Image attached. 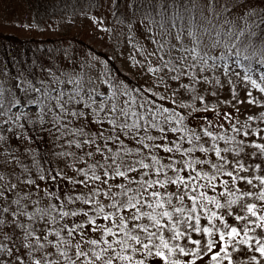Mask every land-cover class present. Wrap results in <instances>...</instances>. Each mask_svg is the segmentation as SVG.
Masks as SVG:
<instances>
[{
  "label": "trees",
  "instance_id": "obj_1",
  "mask_svg": "<svg viewBox=\"0 0 264 264\" xmlns=\"http://www.w3.org/2000/svg\"><path fill=\"white\" fill-rule=\"evenodd\" d=\"M90 1L92 5H96L99 0H21L29 9L33 18L37 21L46 20L52 22L64 21L80 13L83 9L89 8L87 5ZM232 1V4L225 3V7L220 8L218 12L219 26L216 32H212L211 28L205 30L204 24H201L204 16L202 12L207 8L206 0H114V11L115 16L124 14L122 10H124L127 3V8L129 7V13L133 18L147 20L152 23L157 33L152 34V39L150 36L149 38L153 47L160 53L156 54L157 59H160L161 55H165V57L169 55L170 51L174 50L179 44L182 45L183 43H187L190 45L192 42L196 43V40H199L201 44V37H205V39L208 40V45L216 39H227V41L231 43L230 49L234 58L236 59L235 53L237 51L241 54L240 64L238 65L248 68L249 65H253L256 60L260 61L264 59V0ZM237 7L246 9L244 11V24L242 26L238 25L239 18H232L231 15L232 11ZM161 25H163V27ZM189 33H193V35H189ZM177 35L181 36V41L176 40ZM75 38L77 42L81 41L79 38ZM153 41H155V43ZM85 45L90 48L87 44ZM161 45H163L162 48ZM173 45H175V48H173ZM94 51L109 60L112 74L108 85L112 87L115 91L114 93H117V96L127 101L132 98V96L136 97L135 99L137 100L141 99L139 98L141 88L134 84L135 78L130 72L123 70L121 67L119 49H117L115 53L109 49H94ZM208 51L209 49H207V52ZM69 52L67 44L59 39L21 36L0 28L1 71H3L8 78L17 81L21 90L18 95V100L21 103H24L22 92L25 87H27L30 92H33L35 98V106H26L17 114L16 122L0 135V166L2 162H6L5 166L10 165L12 161L18 162V164L23 167L24 173L30 175V182L25 186V193L31 200V209L38 206L43 200L57 201L59 207L58 214L60 215L56 218L53 214H45L36 219L32 217V219L19 221L15 229L16 231L23 230L21 236L25 234L26 230L34 232L36 236H41L43 232L48 240H56L57 237H55L53 233L59 231L64 239L71 242L69 246L62 247L61 250L67 251L73 259H76L74 251L77 241L99 239L102 235L100 232H93L90 230L92 226L87 223L88 218L93 217L97 224L110 226L108 221L103 220V214L97 215V208L100 204H103L105 206V212L113 211V209L107 207L110 201L103 195L97 197L99 195L97 193L85 194L95 188L100 189L101 192L105 191L109 185L113 186V191H119V189L114 187L116 184H125L134 190L139 187L137 184H128L123 178L116 177L115 166L110 169V176L104 177L103 169L100 165L107 166L112 164V161L115 160L116 164L121 166L120 170L126 171L129 166L139 168L137 162L141 159L149 164H153V161L150 158L148 150L145 149L142 153H137L135 151L140 147V145L136 143V140L133 139L136 135L135 132H130L125 136L124 133L120 131L119 125L114 130L113 126L109 124L107 120H104L102 123H96L97 117L93 115L68 116L65 120H60L56 116L53 110L55 108L58 110L61 109L58 106V101L63 107H68V96L62 89H53L50 85L39 82L38 74L39 72L43 73L45 71L55 72L56 69H58L57 65L63 64L65 54ZM231 54H229L228 51L225 56ZM245 56L250 57V60H245ZM168 60H171V56H169ZM59 69L58 71H60ZM62 73L66 75L64 72ZM262 73H264V70ZM114 80H116V84H114ZM180 85H178V88L185 98L190 97V95L191 98L195 96L192 88L184 89ZM189 100L191 99L189 98ZM186 101L179 105L178 108L180 110H184L186 106L184 103ZM13 103L14 99L11 96L10 89L7 83L2 80L0 82V121L11 116ZM199 109L203 110V107L200 106ZM139 113L141 115H146V113ZM103 114L105 115V113ZM133 119L136 118L131 117L128 123H131ZM140 123L145 126L151 123L148 115H146V119L140 121ZM63 124L76 129L73 136L68 135L64 138L62 133H66L69 128L66 127L63 130ZM202 129L196 132V135H200L201 138L204 137L205 142H202L201 139L199 141L194 140L192 144L183 146V141H179L182 148L194 147V151L185 154L183 159L188 161L210 159L212 163H215L217 157H215L214 152L211 151L213 147L211 143L212 138L204 136ZM101 132L103 133L102 137L99 135ZM117 135H119L120 140L123 141V145L116 141L115 137ZM139 135H150L155 138L154 141L145 140V143L158 144L162 142L160 139L162 134L158 129L149 128L147 133L141 131ZM167 136L168 140L163 141V143L167 144L171 139L170 132L167 133ZM72 138L77 139L76 147H78V149L71 152L67 147L69 146L67 142ZM105 143L108 145L107 148L104 147ZM201 145L210 149V151L207 153L200 152L199 147ZM97 147L102 149V153L97 151ZM109 148L111 151H108ZM129 149L131 151L127 152ZM256 152H258V150L255 148L239 150L231 159H228L233 167L226 165L222 171H233L238 162L248 169V171H237L236 174L238 176H248L251 178L252 176L264 175V155H252V153ZM151 154L156 155L162 164L169 163V156H172L177 162L182 159L180 154L166 153L162 150L157 151L156 149H152ZM75 157L82 160L83 166L94 169L98 176L108 179V185H103L99 181L93 180L90 182L91 188H77L73 182V174L70 173ZM256 165H260L261 167L257 168ZM179 166H182V164ZM194 167L202 172L215 174V169H212L210 165H194ZM188 172H191V169H189ZM184 174L185 173H181V175ZM192 174L194 175L195 173ZM129 175H134L139 179L138 174L130 173ZM168 176H174V173L169 171ZM152 178L155 179L154 176ZM11 180L12 178L7 180L2 188L7 187L8 190L10 188L8 182ZM222 180L229 181L227 187L231 192L235 193V196L240 194V192L236 191L237 188H239L241 192L244 188H248L249 191H255L253 186H249L239 180L233 185L230 178L226 175H220L215 181V191L212 189H201V191H205L208 196L216 197L221 204H226L228 200L233 199L235 196L228 194L224 196L220 195V193L225 192V186L221 183ZM197 183H207V181L200 180ZM34 186L36 195L32 193ZM19 188L18 194L22 191L23 184L19 186ZM158 190L165 192V189ZM166 191L169 193L179 192L175 186H168ZM85 201H89V203H85ZM246 202L258 203L252 198H247ZM173 203H177V201L173 200ZM205 203H207V211L209 214L211 211H216L218 213L223 211L222 209H216L213 204L207 201H205ZM190 204V201H184V206L186 208L190 207ZM22 207L24 208L23 212H26V206L23 204ZM232 207L233 205H231L229 210H231ZM199 211L200 210H198V213ZM231 211H233L234 214H245L241 207ZM65 212L69 213V215L63 216L62 213ZM73 212L79 214L73 216L71 215ZM85 212L88 213V216L83 214ZM200 214L201 228L204 226H211L208 223L207 217L203 215V213ZM125 215H127V213ZM225 219L229 224L235 225L239 223V226L243 227L244 222H236L234 216H225ZM141 222L144 224L148 223L146 219ZM80 224H83L84 228H77L73 235L69 237L65 225H67L68 228H73ZM213 224L217 227H222L218 221L214 220ZM178 227L183 231L187 230L188 225L186 223H181ZM153 231H155V229H153ZM164 235L165 238L168 239L172 233L165 232ZM190 235L192 239L200 240L201 245H193L186 239H181L179 241L169 240V243L172 245L179 243L189 252L194 248H196L197 251L188 256L177 253L172 258L180 259L184 264H187L188 261H194V264H215V262L211 260V255L210 259L204 261V257L207 253L206 243L209 237L205 236L202 232H190ZM249 235L253 236L254 239H264V232H261L260 229H255V231L250 232ZM118 238L119 237L116 236L104 237L105 240L110 241ZM143 238L144 235L141 234V239ZM212 239H218V237H212ZM158 242L159 241H156V243ZM32 243L36 245L39 241L33 240ZM44 243L45 246L48 247L47 242L44 241ZM250 244H252V247H255L253 241H250ZM6 246L13 247L11 242L10 245ZM91 247L92 246L86 247L83 243L81 244V248L86 252L89 251ZM100 247H104V245L97 246L95 250L98 251ZM233 247L240 248L242 253H245L244 256L251 254L252 251L251 248L246 246H229L228 253L232 258V264H242L241 260L244 257L239 254L241 251L239 253L238 251H233ZM216 248H219V246ZM119 250V248H116V251ZM155 250V248L152 249L153 252H155ZM29 251H31V249H28L27 253ZM125 252L133 257V264L140 260H143L144 264H163L159 257L154 255L148 256L142 251L132 252L131 250H125ZM21 253L22 252L19 251V255H21ZM4 255L6 254L4 253ZM221 255L223 256L224 254L222 253ZM53 258H56V256L54 255ZM14 259L15 258L12 257L11 260ZM26 259L30 260V257L23 258V260ZM6 260L8 259L5 258L0 260V264ZM226 262V260H221L220 264H225ZM76 264H87V261L82 258L81 260H77ZM114 264H127V262L114 261Z\"/></svg>",
  "mask_w": 264,
  "mask_h": 264
},
{
  "label": "rangeland",
  "instance_id": "obj_2",
  "mask_svg": "<svg viewBox=\"0 0 264 264\" xmlns=\"http://www.w3.org/2000/svg\"><path fill=\"white\" fill-rule=\"evenodd\" d=\"M225 3L232 4L233 1L215 0V7L212 9L209 8L206 0L207 8L202 12L204 16L201 21V24L205 26V30L211 28L212 32H216L219 26L218 12L220 8L225 7ZM87 6L89 8L83 9L80 13L64 21H37L21 0H0V28L21 36L55 38L67 44L70 52L65 54L63 64L57 65V68H60L59 70L66 75H63L58 69L55 72L45 71L38 74L39 82L50 85L53 89H62L68 96V107H63V110H58L57 108L53 110L60 120L73 116L72 112L79 113L81 111L87 112V115L97 117L94 112L83 107L84 103H91L88 96L93 89L96 93L109 95L112 103H117L121 107L127 106L123 103L127 100L117 96V93H114L115 91L108 85L112 74L109 60L94 51V49H109L115 53L119 49L121 67L132 74L135 78L134 84L141 88L139 97L141 99L137 100L135 99L136 97L132 96L128 100L129 103L132 99L136 100V104L132 105L133 111L146 113L147 109L151 108V105H146L144 109L138 107L139 104L144 103L145 99H154L157 105L163 104L164 107L174 108L176 112L185 117L183 126L187 130L188 136L192 135L191 130H195L196 133L204 128L213 133V136L225 137V139H211V143L222 150L221 155L226 160L231 159L234 154L238 153L241 148V141H243V149L254 148L251 146L253 141L264 144V133L249 136L243 135L245 131L258 132L260 129H264V116H261L264 113V93H260L259 90L252 88L250 83L243 80L244 75L250 74L253 79L260 82L259 77L264 70V64H259V60H256L251 65L252 71L249 73V67L244 68L236 64L232 54L225 56L231 47V43L227 39H216L208 45V40L205 37H201V44L194 42L190 45L187 43L179 44L166 57L161 55L164 61H169L168 58L171 56V63H175L177 57H184L183 66L190 73L200 77V82L196 83L191 82L188 77H182L179 82L173 81L169 79L171 74L166 75L164 71L155 74L147 71L148 67H159L162 64L161 59L156 58V54L160 53L153 47L150 40V38L152 39V34L157 33L152 23L147 20L133 18L129 13L127 3L124 10H122L124 14L116 16L114 0H99L96 5H92L90 1ZM241 8L237 7L231 13L232 18H239V26L244 24V11L246 10ZM75 37L81 41L77 42ZM85 44L90 46V48ZM213 45L216 46L213 47ZM192 48L196 49V53L185 51ZM207 49H209L208 52ZM153 53L154 55H149ZM201 57L207 59V65L201 63ZM193 64H195V67H190ZM225 65H227V71H225ZM202 68L203 71H201ZM235 73L240 75L237 76ZM160 76H163V82L158 79ZM204 78H207V82L204 81ZM2 80L7 83L14 103L11 116L0 121V135L16 122L17 114L26 106H35L34 94L27 87L22 92L24 103L18 100L21 90L17 81L8 78L1 71L0 66V82ZM114 84H116V80H114ZM180 84L188 85V89H193L194 97H203L204 102L201 103L199 99L191 98V95L185 98L178 88ZM149 89H151V92L148 91ZM248 92L252 93L251 97L248 96ZM152 93L156 95L153 96ZM173 93H175V96H173ZM160 96H164L165 99H159ZM253 98L256 103L250 104L248 101ZM173 99L176 102L175 104L172 103ZM76 100H81V104L78 105L75 102ZM184 101H186L184 103L186 106L182 111L178 107ZM104 102L108 108L111 107V104L107 101ZM200 106L203 107V110L199 109ZM93 107H96V105H93ZM194 109L196 110L194 111ZM224 114H228V118ZM100 115L104 116L103 113H100ZM249 116H253L255 119L249 121L247 119ZM122 118L118 119L117 126L122 122ZM148 118L153 122L150 115H148ZM156 119L160 120L161 118L157 116ZM130 120L131 118L128 122ZM233 125L241 131H233ZM161 126L167 127L164 124H161ZM62 127L63 130L66 127L69 128L66 133H62L64 138L68 135L73 136L76 131L75 128L66 124H63ZM182 135L184 133L173 134L170 132V140L178 141ZM201 141L205 142V138L202 137ZM67 143L69 144L67 147L71 152L78 149L76 147L77 139L72 138ZM187 145L189 143H187V137H185L183 146ZM225 148L229 149V151L224 152L223 149ZM63 158L65 159L64 155ZM215 163H219V160H215ZM5 164L6 162H2L0 166V193H3L0 196V220L4 221L3 224H0V244L10 245L11 242L12 248H14L12 249L13 252L19 255L16 252L19 249L22 252L20 256L25 258L28 257V249H24L22 246L23 243L27 242L24 240L25 234L21 236L23 230L16 231L15 226L19 224V221L28 220L29 216L36 219L45 214H53L58 218L60 216L58 214L59 207L57 201L43 200L38 206L31 209V200L25 193V186L30 182V175H26L23 167L16 161H12L7 166ZM70 173L73 174L74 185L81 189L91 188L90 182L93 181L91 177L93 174L97 175L94 169L83 166L82 160L77 157H75ZM10 178H12L8 182L10 188L8 187V190L7 187L2 188L3 184ZM22 184L23 189L18 194L19 186ZM253 184L255 185L254 192H258L260 189L259 183L254 180ZM247 191H249L248 188L242 190V192ZM32 193L36 195L35 186ZM90 193L96 194L97 188L85 195ZM100 196L98 195L97 197ZM237 196H240V194ZM244 201L243 199L238 200L236 204H233L231 210L241 207ZM23 204L27 208L26 212H23ZM5 208L8 209L7 212H4ZM6 236L12 237V240H7ZM214 251H219V248H215ZM240 251L241 249L238 253ZM0 254V257L7 258L4 253L0 252ZM239 254L245 255L242 251ZM210 255L206 253L204 261L210 259ZM253 255H257L259 264H264V258H260L253 251H251V254L244 256L241 263L257 264L256 261L251 260ZM1 264H16V262L15 259L6 260ZM24 264H30V260H24Z\"/></svg>",
  "mask_w": 264,
  "mask_h": 264
},
{
  "label": "snow or ice",
  "instance_id": "obj_3",
  "mask_svg": "<svg viewBox=\"0 0 264 264\" xmlns=\"http://www.w3.org/2000/svg\"><path fill=\"white\" fill-rule=\"evenodd\" d=\"M208 4L210 8L214 9L215 0H208ZM161 26L163 27V25ZM189 35H193V33H189ZM176 40L181 41V36L177 35ZM153 42L155 43V41ZM196 43L199 44L200 41L196 40ZM215 46L216 45H213V47ZM162 47L163 45H161V48ZM173 48H175V45H173ZM185 51L196 53L195 48L190 50L186 49ZM229 54H231V49H229ZM149 55H154V53ZM240 55L241 54L238 51L235 53L236 64H240ZM160 59L162 61L161 66L148 67L147 71L149 73L155 74L164 71L166 75L171 74L169 75V79L173 81L179 82L182 77H188L193 83L200 82L199 76L190 73L188 69L183 66L185 60L184 57H177L175 63L164 61L162 57ZM244 59L250 60V57L245 56ZM200 60L202 64L207 65L206 58L201 57ZM258 63L264 64V59L258 61ZM190 67H195V64ZM227 70V65H225V71ZM201 71H203V68ZM251 71L252 69L249 65L248 72L250 73ZM235 74L237 76L240 75L239 73ZM158 79H160L161 82L164 80L163 76L158 77ZM243 80L250 83L252 88L259 90L260 93H264V86H262V84H264V73L259 77L260 82L253 79L250 74L244 75ZM204 81L207 82V78H204ZM180 86L184 89L189 87L186 84H181ZM148 91L151 92V89ZM152 95L155 96L156 94L152 93ZM251 95L252 93L248 92V96L251 97ZM173 96H175V93H173ZM88 99L91 103H84L83 107L96 114V123H102L104 120H107L115 130L118 119L123 117V121L119 124L120 131L123 132L125 136L130 132H135L136 135L133 139H135L136 143L140 145L135 151L137 153H142L145 149L148 150L153 164L145 163L144 160L141 159L137 162L139 168L129 166L126 171L120 170L121 166L116 164L115 160H113L110 165H100L103 169L104 177H109L110 169L115 166L116 177L123 178L128 184H137L139 187L134 190L125 184H116L114 187L119 189V191H113V186L110 185L107 190L102 192L100 189H97V194L103 195L110 201L107 207L113 209L111 212H105V206L100 204L97 208V215L103 214V220L108 221L110 226L97 224L95 218L89 217L87 223L92 226L90 230L93 232H100L102 235L99 239L77 241L74 251L76 259H73L67 251L61 250L62 247L69 246L71 242L64 239L59 231L53 233L55 237H57L56 240H48L43 232L41 233V236H36L34 232L26 230L24 240L27 242L23 243L22 246L24 249H31V251L28 252L30 264H76V261L81 260L82 258L87 261V264H114V261H126L127 264H133V257L126 254L125 250H131L132 252L142 251L148 256L154 255L159 257L163 264H184L180 259H174L172 257L177 253L183 256H188L191 253L196 252L197 249L194 248L189 252L179 243L174 245L170 244L169 240L179 241L181 239H186L189 243L200 246L201 241L192 239L190 232H202L205 236L209 237L206 243L207 253L211 254V260L215 262V264H220L221 260H226L228 264H232V258L228 253V248L232 245H241L251 248V250L258 254L260 258H264V239H254L253 236L249 235V233L255 231V229H260L261 232H264V175L253 176L252 178H249L248 176H238L236 174L237 171H248V169L238 162L233 171H222L226 165L229 167L233 166L230 161L226 160L225 157L221 155L222 150L215 147V145H213L211 151L214 152L219 163H212L210 159H197L195 161L184 160V155L192 153L194 147L182 148L179 141H183L185 140V137H187V143L192 144L194 140L199 141L201 136L196 135L195 130H191L192 135L188 136L187 130L183 126L185 117L176 112L174 108L164 107L163 104L157 105L154 99H145L144 103L138 105L141 109H144L146 105H151V108L147 109L146 115H150L153 122L146 126L140 123V121L146 119V115H141L138 111L132 110V105L136 104L135 99H132L130 103L129 101H124L123 103L127 106L121 107L117 103H112L109 95H106L105 93H96L94 89L92 90V93L89 94ZM159 99L164 100L165 97L160 96ZM193 99H199L201 103L204 102L203 97H194ZM104 101L111 104V107L108 108ZM75 102L78 105L81 104V100H76ZM248 102L250 104L256 103L254 98ZM17 103H19V101H17ZM172 103H176L174 99L172 100ZM93 105H96V107H93ZM58 106L63 110V105L59 104V101ZM195 110L196 109H194V111ZM100 113H105V115L101 116ZM72 115L87 116V112H72ZM224 115L228 118V114ZM157 116L161 119L157 120ZM261 116H264V113H262ZM131 117H135L136 119H133L131 123H128V120ZM247 119L251 121L255 119V117L249 116ZM161 124L167 125V127H162ZM149 128L158 129L162 134L160 137L162 141L161 143H145V140H155V138L150 135H139L141 131L147 133ZM233 131L240 132L241 130L233 125ZM168 132L173 134L184 133V135L180 136L178 141L169 140L166 144L163 143V141L168 140ZM202 132L204 136L211 137L214 140L225 139L223 136H213V133L207 131V129H202ZM260 133H264V129H260L258 132L245 131L243 135H259ZM99 135L102 137L103 133L101 132ZM115 139L123 145V141L120 140L119 135H117ZM240 144V150H243V141H241ZM251 146L258 150V152L252 153V155H264V144L253 141ZM104 147H108L107 143H105ZM152 149H156L157 151L162 150L166 153H177L181 155L182 159L177 162L172 156H169V163L162 164L156 155L151 154ZM97 151L102 153L100 147H97ZM108 151H111V149L109 148ZM130 151V149L127 150V152ZM199 151L207 153L210 149L201 145ZM223 151L228 152L229 149L225 148ZM181 164L182 166H179ZM194 165H210L212 169H215V174L202 172L194 167ZM256 167L260 168L261 166L256 165ZM189 169H191V172H188ZM169 171L174 173V176H168ZM130 173L138 174L139 179L134 175H129ZM181 173L185 174L181 175ZM192 173L195 174L193 175ZM220 175H226L229 177L233 185L239 180L249 186L255 187L253 184V181L255 180L259 183L260 189L258 192H241L240 189L237 188L236 191L240 192V196L228 200L226 204H221L216 197L208 196L205 191H201V189H212L215 191V181ZM153 176L155 179L152 178ZM91 179L99 181L103 185H108V179L102 178L101 176L93 174ZM200 180H206L207 183H197ZM221 183L225 186V192L220 193L221 196H224L225 194L235 196V193L231 192L227 187L229 184L228 180H222ZM168 186H175L179 192H167L166 189ZM158 189H165V192H161ZM2 195L3 193H0V196ZM247 198H252L258 203H247ZM242 199L245 200V203L241 205V208L245 213L244 215L234 214L233 211L229 210L231 205L236 204L238 200ZM173 200H176L177 203H173ZM185 200L191 202L190 207L186 208L184 206ZM205 201L213 204L216 209H222L223 211L221 213L211 211L209 214L207 211V203H205ZM85 203H89V201H85ZM53 208H55V206H53ZM198 210H200L199 213ZM7 211L8 209L5 208L4 212ZM126 213L127 215H125ZM200 213H203V215L207 217L208 223L211 226H204L201 228ZM78 214L79 213L77 212L71 213L73 216ZM83 214L88 216L87 212ZM62 215L67 216L69 213L65 212L62 213ZM225 216H234L236 222H244L243 227H240L239 223L235 225L229 224L225 219ZM29 219H32V217L29 216ZM145 219L148 221L147 224L141 222ZM214 220L218 221L222 227H217L213 224ZM3 223L4 221L0 220V224ZM181 223H186L188 225L187 230H180L178 226ZM77 228L83 229L84 225H76L73 228H68V226L65 225L69 237L73 235ZM153 229H155V231H153ZM165 232H171L172 235L166 239L164 235ZM141 234L144 235L143 239H141ZM105 236H116L119 238L110 241L105 240ZM212 237H218V239H212ZM5 238L7 240H12V237L6 236ZM33 240L39 241V243L34 245L32 243ZM44 241L47 242L48 247L45 246ZM156 241L159 242L156 243ZM250 241L254 242L255 247H252ZM82 243L86 247H92L86 252L81 248ZM99 245H104V247H100L98 251L95 250ZM217 246H219V251H214ZM116 248H119L120 250L116 251ZM153 248L156 249L155 252L152 251ZM232 250L239 251L240 249L233 247ZM0 252L5 253L8 260H11L14 256L16 264H24L22 256L13 253L11 247L0 244ZM16 252L19 253V249H17ZM222 253L224 254L223 256L221 255ZM54 255L56 258H53ZM2 259L5 258L0 257V260ZM251 260L256 261L257 264H259L257 255H253ZM135 264H144V261H136ZM187 264H194V261H188Z\"/></svg>",
  "mask_w": 264,
  "mask_h": 264
}]
</instances>
